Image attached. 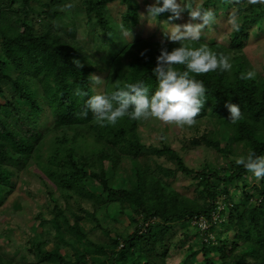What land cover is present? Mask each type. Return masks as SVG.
Instances as JSON below:
<instances>
[{"label": "trees", "instance_id": "trees-1", "mask_svg": "<svg viewBox=\"0 0 264 264\" xmlns=\"http://www.w3.org/2000/svg\"><path fill=\"white\" fill-rule=\"evenodd\" d=\"M111 1L0 0V206L14 176L31 165L42 171L46 194L33 216L25 252L17 257L0 251V264H264V178L235 163L249 151L264 155V71L255 70L243 50L251 30L255 35L264 30V5L248 0L198 4L214 11L217 3H227L222 16L238 28L233 26L227 43L204 36L184 42L206 45L231 64L228 70L191 73L203 82L205 95L195 123L175 124L176 137L186 147L202 142L222 161L190 167L170 144L141 140L143 119L126 115L115 124L99 123L86 108L88 95L128 83H141L151 95L157 87L152 71L157 55L161 48L179 46L144 36L120 39L110 61L102 62L77 37L78 18L84 16L92 36L111 38L117 24L108 10ZM117 1L126 5L121 24L131 30L140 21L138 6L134 0ZM68 13L71 20L60 23ZM248 71L254 75L243 79ZM92 75L100 83H92ZM77 89L87 95H77ZM226 102L241 108L235 123L228 120ZM177 173L190 178L191 196L171 186L168 178ZM95 229L106 240L91 238ZM175 245L185 252L170 263Z\"/></svg>", "mask_w": 264, "mask_h": 264}, {"label": "rangeland", "instance_id": "rangeland-1", "mask_svg": "<svg viewBox=\"0 0 264 264\" xmlns=\"http://www.w3.org/2000/svg\"><path fill=\"white\" fill-rule=\"evenodd\" d=\"M134 1L138 6L140 21L132 26V31L127 30L121 24V12L126 5L119 3L117 0H113L108 4L110 17L117 23L110 31L111 38L92 36L86 25L84 16H79L77 37L80 38L86 48L91 50L102 62L110 61L112 54L118 49L120 39H123L121 41H129L144 36L153 40L166 41L169 40L166 33L172 26L180 25L182 30V26L185 23L199 22L198 18L195 21L191 19L189 11L191 8L199 7L198 4L201 0H180L182 11H180L176 19L172 20H169L168 17L156 18V20L148 19L146 16L147 7L154 3V0ZM226 6L227 3H217L214 10V14H217L214 19V24L209 29H204V27L201 29L200 36L206 37L205 39L207 41L212 42L217 40L224 43L228 42L229 32L234 26V20L222 16L223 9L226 8ZM230 14H233V11H231ZM69 20L71 19L68 13V15L60 18V23H65L64 21ZM121 26H123V28ZM205 26L207 27L208 25ZM243 50L254 69L264 71V30L258 35H255L251 30ZM102 73L104 74V72ZM102 73L99 74L100 77L103 76ZM175 124L174 122L160 121L156 118L143 119L138 127V132L141 140L146 144H170L178 155L184 158L185 162L190 167H196L204 161L221 163L222 159L217 158L218 155L213 152V149L204 146L202 142H190L189 145L191 146L189 147L183 145L181 138L176 137L179 127H175ZM159 161L164 162L163 159ZM164 163L173 166L170 161ZM42 167H44V169L47 168V166L44 165H42ZM40 175L43 176L42 171L37 166L31 165L23 172L18 173L17 176H14L15 183L10 192L6 194L4 202L0 206V251H9L11 255L17 257L19 252H25L23 244L26 243L30 228L35 226L33 216L40 210L39 204L46 200V194H44L43 191L44 185L39 179ZM51 178L56 180V174L53 173ZM168 179L173 188L185 195H192L194 185L185 174L177 173ZM47 205L50 207V201L47 202ZM41 210L47 218V209L41 207ZM114 214L118 219H123V215ZM201 223L203 226V221H201ZM113 225L120 230L124 228L123 223L114 222ZM7 226L9 227L8 230H6ZM39 226H41V224ZM45 227L50 230V236H53L54 228L51 224L46 223ZM131 229L132 227H128L129 231H131ZM90 237L100 241L106 240V237L96 229L90 233ZM186 245L187 243L183 247ZM184 252V249L175 245L170 251L168 260L170 263L180 261L183 258Z\"/></svg>", "mask_w": 264, "mask_h": 264}, {"label": "clouds", "instance_id": "clouds-1", "mask_svg": "<svg viewBox=\"0 0 264 264\" xmlns=\"http://www.w3.org/2000/svg\"><path fill=\"white\" fill-rule=\"evenodd\" d=\"M248 2L264 5V0H248ZM180 11H182L180 0H154V3L147 7L146 16L148 19L156 20L160 14L168 12L171 13L168 19L172 20L179 16ZM189 15L193 21L198 18L199 22L185 23L182 30L180 25H175L166 33L168 39L179 42V46L170 51L161 48L160 54L156 57L157 63L152 69L157 87L151 95L148 94V88L141 86V83H128L125 87L107 94L94 92L87 96L86 108L92 111L97 122L115 124L127 115L130 119L156 118L177 125L195 123L196 114L200 111L204 99L205 86L191 73H206L218 68L228 70L231 64L223 55L217 58L206 45L191 47L184 43L198 40L201 29L214 20L215 14L212 9L202 10L196 7L190 9ZM233 24L238 28L235 21ZM178 65H183L184 69L179 70L176 67ZM253 75L252 71H248L242 73L241 77L248 79ZM90 80L94 84L100 83V77L96 75H92ZM76 94L87 95L80 89L76 90ZM113 101L118 103L114 106ZM129 105L133 106L131 111ZM226 107L229 111L228 120L235 123L241 119L239 104L226 102ZM86 114V112L80 113V115ZM235 163L242 165L256 178H264V155H256L254 151H249L245 155L235 157Z\"/></svg>", "mask_w": 264, "mask_h": 264}]
</instances>
